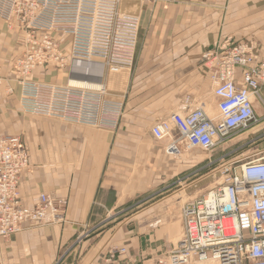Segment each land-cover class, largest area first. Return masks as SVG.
<instances>
[{"label": "crops", "instance_id": "crops-1", "mask_svg": "<svg viewBox=\"0 0 264 264\" xmlns=\"http://www.w3.org/2000/svg\"><path fill=\"white\" fill-rule=\"evenodd\" d=\"M120 10L140 17L131 70L105 69L101 81H87L72 78L83 62L72 60L64 68L43 64L31 75L87 86L103 81L112 97L125 101L116 131L24 113L13 71L24 32L0 19V136H21L31 158L19 185L21 198L29 207L40 193L67 201L62 224H27L1 241L0 264H154L179 243L181 198L193 184V154H167L168 140H156L153 125L196 107L218 116L204 51L226 40H254L264 56V0L156 5L123 0ZM97 70L92 63L80 72L95 75ZM254 109L259 122L226 144L234 158L264 156V108L258 99ZM149 196L161 198L132 214L133 204ZM121 247L127 253L110 258V251Z\"/></svg>", "mask_w": 264, "mask_h": 264}, {"label": "built area", "instance_id": "built-area-1", "mask_svg": "<svg viewBox=\"0 0 264 264\" xmlns=\"http://www.w3.org/2000/svg\"><path fill=\"white\" fill-rule=\"evenodd\" d=\"M123 0H0V19L19 27L24 50L14 61L20 86V105L26 114L70 124L118 130L125 101L111 96L102 81L88 86L32 78L46 63L67 67L72 60L103 63L117 73L135 63L140 17L120 10ZM151 5L178 0H137ZM58 36H63L62 39ZM219 114L203 107L177 111L153 125L158 141L168 140L166 153L215 151L236 133L259 122L254 109L264 108V56L254 40H226L203 54ZM1 82V77H0ZM231 151L219 158L221 160ZM31 158L21 136H0V242L29 225L62 224L65 198L40 193L29 207L20 182ZM221 181L183 208L184 232L177 246L158 255L154 264H264V156L234 158L221 166ZM126 247L110 251V258L126 254ZM126 264H131L128 261Z\"/></svg>", "mask_w": 264, "mask_h": 264}, {"label": "rangeland", "instance_id": "rangeland-1", "mask_svg": "<svg viewBox=\"0 0 264 264\" xmlns=\"http://www.w3.org/2000/svg\"><path fill=\"white\" fill-rule=\"evenodd\" d=\"M18 40H19V38H18ZM20 44H21V42H20ZM23 50H24V48L22 49V51ZM22 51H21V53H22ZM59 81L60 82H58V83H62V84L69 83L68 78L63 79V80H59ZM71 85H73V84H71ZM74 85H77V84H74ZM78 86H87V85L81 84ZM228 144H231L230 141L228 142ZM231 149H232L231 145L227 146L225 144V145L221 146V148H219L215 151H212V152L211 151L204 152L200 149H193L192 151H186L187 153L193 154L194 174H193V177L191 179L192 183H193L192 186L190 187L188 192L187 191L183 192V197L181 198V199H183L182 201L185 202V204L192 201L194 198L201 196L202 194L206 193L208 189H210L211 187L218 185L220 183V181H221V173H220L221 166L232 161L233 154H229V156H227L221 160H218V159L221 158V156L223 154L230 152ZM159 198H161V197L160 196H151V197L149 196L146 198L147 200L139 198L140 200H142V202L137 200L133 204L132 214H134L136 211L140 210L141 208L149 205L150 203L159 200ZM183 232H184V230L182 229L181 234L179 235V239L182 237ZM201 264H216V263H215V261L209 260V262H204Z\"/></svg>", "mask_w": 264, "mask_h": 264}, {"label": "bare ground", "instance_id": "bare-ground-1", "mask_svg": "<svg viewBox=\"0 0 264 264\" xmlns=\"http://www.w3.org/2000/svg\"><path fill=\"white\" fill-rule=\"evenodd\" d=\"M92 63L97 64L99 66V70H97V72H96L95 75H90L89 73H86V72H80V69H83V68L87 67L89 64H92ZM101 71H102V69L100 67V63H98V62H91V61H87V62H84L83 61L80 65H78L75 68V74L73 75L72 78H79V79L87 80V81L88 80H95V81H97L98 77L101 74ZM97 82H99V81H97Z\"/></svg>", "mask_w": 264, "mask_h": 264}, {"label": "water", "instance_id": "water-1", "mask_svg": "<svg viewBox=\"0 0 264 264\" xmlns=\"http://www.w3.org/2000/svg\"><path fill=\"white\" fill-rule=\"evenodd\" d=\"M100 67H101L102 71H101V74L98 77L97 81H101L102 80V77H103V74H104V71H105L103 63L102 64L100 63Z\"/></svg>", "mask_w": 264, "mask_h": 264}]
</instances>
